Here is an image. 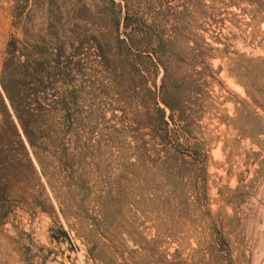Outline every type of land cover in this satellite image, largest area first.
Wrapping results in <instances>:
<instances>
[{
	"label": "rangeland",
	"instance_id": "1",
	"mask_svg": "<svg viewBox=\"0 0 264 264\" xmlns=\"http://www.w3.org/2000/svg\"><path fill=\"white\" fill-rule=\"evenodd\" d=\"M0 264H264V0H0Z\"/></svg>",
	"mask_w": 264,
	"mask_h": 264
}]
</instances>
